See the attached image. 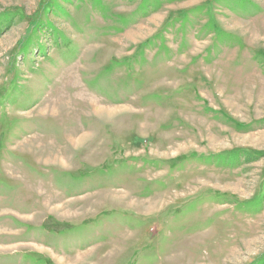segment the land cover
<instances>
[{"label":"rangeland","instance_id":"374dc122","mask_svg":"<svg viewBox=\"0 0 264 264\" xmlns=\"http://www.w3.org/2000/svg\"><path fill=\"white\" fill-rule=\"evenodd\" d=\"M0 264H264V0H0Z\"/></svg>","mask_w":264,"mask_h":264}]
</instances>
